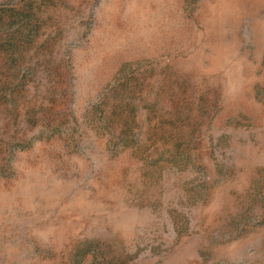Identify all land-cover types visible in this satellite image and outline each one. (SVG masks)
Listing matches in <instances>:
<instances>
[{"label":"rangeland","instance_id":"374dc122","mask_svg":"<svg viewBox=\"0 0 264 264\" xmlns=\"http://www.w3.org/2000/svg\"><path fill=\"white\" fill-rule=\"evenodd\" d=\"M0 264H264V0H0Z\"/></svg>","mask_w":264,"mask_h":264}]
</instances>
